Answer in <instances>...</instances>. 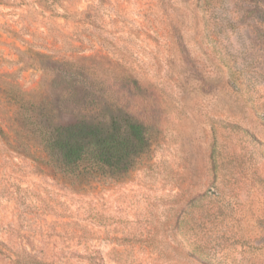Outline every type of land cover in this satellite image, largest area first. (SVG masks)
Segmentation results:
<instances>
[{"label": "rangeland", "instance_id": "374dc122", "mask_svg": "<svg viewBox=\"0 0 264 264\" xmlns=\"http://www.w3.org/2000/svg\"><path fill=\"white\" fill-rule=\"evenodd\" d=\"M117 113L149 142L123 174L79 180L12 142L23 116ZM0 243L43 264H264V0H0Z\"/></svg>", "mask_w": 264, "mask_h": 264}, {"label": "trees", "instance_id": "16d2710c", "mask_svg": "<svg viewBox=\"0 0 264 264\" xmlns=\"http://www.w3.org/2000/svg\"><path fill=\"white\" fill-rule=\"evenodd\" d=\"M70 75L71 81H76V75ZM41 117L30 115L29 119V116H23L22 125L27 131L16 133L12 142L31 156L38 142L47 164L79 180L84 176L101 179L108 174L126 173L148 151L144 124L128 114H111L102 120H76L64 125ZM0 245L9 258L13 257L11 264H43L25 251L15 253L2 243ZM0 254L5 255L2 249Z\"/></svg>", "mask_w": 264, "mask_h": 264}]
</instances>
